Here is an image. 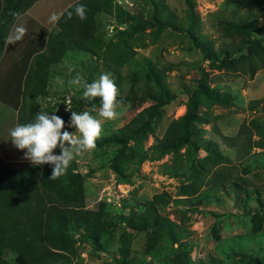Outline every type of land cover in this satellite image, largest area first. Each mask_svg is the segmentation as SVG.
I'll list each match as a JSON object with an SVG mask.
<instances>
[{"label":"rangeland","instance_id":"374dc122","mask_svg":"<svg viewBox=\"0 0 264 264\" xmlns=\"http://www.w3.org/2000/svg\"><path fill=\"white\" fill-rule=\"evenodd\" d=\"M46 1L35 4L29 13L33 16L39 4L45 8L50 4ZM123 1L126 8L148 21V26L129 39L133 52L130 59L114 64L106 62L102 52L67 51L62 62L51 69L50 90L40 97L39 112L42 108L49 113L55 112L66 125L70 124L71 112L66 104L77 113L92 106L82 98V89L77 90L69 81L80 74L91 83L101 73H110L120 95L130 98L123 101L119 119L104 123L102 137L107 136L155 102L141 98L155 86L144 71L145 67H150L166 88L171 101L160 109L154 129L142 139L143 148L149 150L163 136L169 122L184 113L188 93L201 80L220 92L230 93L232 98L230 104L205 100L199 106L205 120L195 126L196 141L216 142L219 151L228 158L227 162L211 168L206 178L215 168L225 170L235 186L219 192L215 199L191 204L184 199L185 196L179 195L182 184L191 182L190 175L184 173L189 172L186 148L157 160H144L140 165L136 163L139 157L128 152L117 159V164L126 174V178H120L109 165L115 146L97 145L95 150L77 156L74 161L77 170L85 177V207L95 208L98 202L105 203L111 222V239L105 250L94 249L89 242H77V256L71 264H120V241L121 247L128 249L130 257L143 260L144 264H264V147L249 151L233 146L225 138L236 136L241 124L250 119L256 118L264 124V63L252 76L242 71L237 63L229 65L226 56L222 62L211 63L203 59L202 51L187 32L176 30L171 25L159 26L155 17L161 20L171 18L175 25L186 28L191 21L187 0ZM193 8L197 16L196 32L210 38L215 47L237 42L241 37L237 32L223 33L220 19L245 15L256 20L258 25L264 21V0H193ZM114 22L109 14L100 12L96 16V34L104 45L112 40L115 42L107 29L108 24ZM255 36L264 46V34ZM241 53L243 51L237 55ZM66 130L76 131L72 127H66ZM243 132L237 144L249 135V131ZM251 137L258 139L254 134ZM55 154L59 155L60 150L57 149ZM206 154L200 149L196 156L202 159ZM253 164L256 167L251 171L243 170ZM111 190L113 196L108 201ZM117 192L122 194L120 199H117ZM156 195L159 196L156 202L168 199L165 204H156L161 214L172 222L175 240L153 230L132 231L122 220L141 213L145 203ZM129 234L128 245L122 240ZM8 257L11 259L12 255L8 254Z\"/></svg>","mask_w":264,"mask_h":264},{"label":"trees","instance_id":"16d2710c","mask_svg":"<svg viewBox=\"0 0 264 264\" xmlns=\"http://www.w3.org/2000/svg\"><path fill=\"white\" fill-rule=\"evenodd\" d=\"M35 1L0 0V55L15 19ZM81 4L87 9L85 19H80L74 12L75 6ZM187 4L191 21L186 28L175 25V21L168 17L162 20L155 17L156 22L161 27L171 25L176 30L187 32L189 38L202 51L203 59L211 63L222 62L226 56L229 58V65L237 63L242 71L251 76L264 63V46L255 36L264 34V21L258 25L256 20L245 15L220 19L219 25L223 33L237 32L241 37L237 42L215 47L210 38L196 32L194 26L197 16L194 13L193 0H187ZM69 11L73 12L72 19H68ZM100 12L112 16L117 25H124L122 29L116 28L113 32L115 42L112 40L104 45L97 37L96 16ZM61 14V19L56 23L58 30L48 34L44 50L33 58L28 69L18 109V124L34 121L35 115L39 113V97L47 95L51 68L62 62L67 51L77 50L87 54L102 52L106 62L124 63L133 53L129 39L148 26V21L139 14L125 9L114 0H76ZM241 51L243 53L237 55ZM144 71L151 77L155 86L154 90H149L141 98L155 102L136 113L116 132L102 137L97 142L99 146H115L109 159L112 170L118 177L126 178L124 169L117 164V159L128 152L139 157L136 163L140 165L144 160H157L165 154L177 153L181 148H186L189 155V172L184 173L186 176L190 175L191 182L182 184L180 196H185L184 199L196 205L215 199L218 193L227 187L234 188L235 183L225 170L215 168L208 179L206 178L211 168L227 162L228 158L219 151L216 142L204 140L205 142L198 143L195 129L197 123L205 120L199 112L200 104L205 100L230 104V93L220 92L200 80L188 93L184 113L171 120L163 136L157 139L149 150H145L141 144L142 139L154 129L160 109L169 104L171 98L153 70L145 67ZM129 98L130 96L120 95L122 101ZM86 103L99 106V100ZM245 130L249 131V135L237 144V139H240ZM252 134L258 139L254 140ZM225 138L233 146L245 150L262 148L264 124L256 118L250 119L241 124L236 136ZM200 149L207 152L202 159L196 156ZM7 165L6 170L0 171V178H7L5 184L0 183V264H71L77 256V242H89L94 249H106L111 239V222L105 211V203L100 201L95 208L85 207V177L77 170L74 160L66 174L57 179H50L52 165L37 166L32 162ZM254 167L255 164L246 166L243 170L251 171ZM158 197L156 195L154 199L147 201L141 213L123 217L122 220L132 231L153 230L158 235H167L171 240H175L172 222L161 214L160 207L156 204H165L168 199L156 202ZM129 237L130 234L122 242L129 245ZM119 244L120 264H144L143 260L130 257L128 249L121 247V241ZM8 254L12 255L11 259Z\"/></svg>","mask_w":264,"mask_h":264},{"label":"clouds","instance_id":"9594fccd","mask_svg":"<svg viewBox=\"0 0 264 264\" xmlns=\"http://www.w3.org/2000/svg\"><path fill=\"white\" fill-rule=\"evenodd\" d=\"M86 7L77 5L75 15L80 19L86 18ZM60 13L53 12L49 23H57L61 19ZM72 19L73 12L67 13ZM27 29L23 26L15 27V34L7 38L8 43L15 44L23 40ZM77 90L82 89V98L86 101L99 100V107L93 103L90 109L75 112L67 105L71 112L70 124L58 115L42 110L35 115L32 122L18 124L10 130L11 143L20 151L26 152L25 159L33 165H52L50 179H57L66 174L73 160L83 153L91 152L97 147V142L103 136V125L106 121L120 118V109L124 102L120 99V89L110 73H101L99 78L91 83L77 74L69 81ZM95 113V115L93 114ZM66 127L75 128L69 132ZM59 149L60 154H55Z\"/></svg>","mask_w":264,"mask_h":264},{"label":"crops","instance_id":"0c3cea01","mask_svg":"<svg viewBox=\"0 0 264 264\" xmlns=\"http://www.w3.org/2000/svg\"><path fill=\"white\" fill-rule=\"evenodd\" d=\"M43 1L45 0H36L15 19L7 38L15 34L16 26L25 27L27 34L15 44L8 43L6 38L0 55V171L6 170L9 163H31L25 159L26 152L18 150L11 143L10 130L18 125V109L22 100L24 80L32 60L44 50L48 34L58 30L56 23H49L50 15L53 12L61 14L76 0H48L45 3L50 4H46L45 8L39 4L34 10L37 13L32 16L29 13L32 12V7ZM56 5L57 8H54ZM49 88L47 84L46 90L49 91ZM6 180L7 178H0V183L5 184Z\"/></svg>","mask_w":264,"mask_h":264},{"label":"built area","instance_id":"2783aa9c","mask_svg":"<svg viewBox=\"0 0 264 264\" xmlns=\"http://www.w3.org/2000/svg\"><path fill=\"white\" fill-rule=\"evenodd\" d=\"M118 2V4H120L121 6H123L125 9H128V8H126L125 7V4H124V1L123 0H117ZM130 5H131V3H130ZM124 27V25H117L115 22L114 23H110V24H108V26H107V29H108V32L110 33V35L112 36V34H113V32L115 31V29L116 28H118V29H122ZM119 190H120V188H119ZM118 193V192H117ZM113 194V190H111V191H109L108 192V201H111V197L113 196L112 195ZM117 199H120L121 197H122V194H120V193H118L117 194Z\"/></svg>","mask_w":264,"mask_h":264}]
</instances>
